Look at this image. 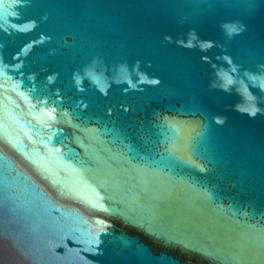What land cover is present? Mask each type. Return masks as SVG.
<instances>
[{"label": "water", "instance_id": "water-1", "mask_svg": "<svg viewBox=\"0 0 264 264\" xmlns=\"http://www.w3.org/2000/svg\"><path fill=\"white\" fill-rule=\"evenodd\" d=\"M0 264H264V0H0Z\"/></svg>", "mask_w": 264, "mask_h": 264}]
</instances>
